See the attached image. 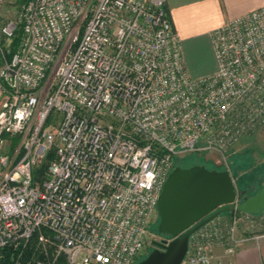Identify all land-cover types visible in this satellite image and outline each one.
I'll list each match as a JSON object with an SVG mask.
<instances>
[{
  "label": "built area",
  "instance_id": "obj_1",
  "mask_svg": "<svg viewBox=\"0 0 264 264\" xmlns=\"http://www.w3.org/2000/svg\"><path fill=\"white\" fill-rule=\"evenodd\" d=\"M211 42L216 69L195 78L165 0H26L0 15V264H137L187 155L215 154L236 186L226 154L264 128V6ZM262 234L264 211L231 212L190 236L181 264H235Z\"/></svg>",
  "mask_w": 264,
  "mask_h": 264
},
{
  "label": "water",
  "instance_id": "obj_2",
  "mask_svg": "<svg viewBox=\"0 0 264 264\" xmlns=\"http://www.w3.org/2000/svg\"><path fill=\"white\" fill-rule=\"evenodd\" d=\"M156 207L158 236L170 240L167 244L153 242L152 251L137 264H181L190 236L212 220L234 211L253 215L264 211V185L245 196L227 171L202 165L176 166L163 185Z\"/></svg>",
  "mask_w": 264,
  "mask_h": 264
},
{
  "label": "crops",
  "instance_id": "obj_3",
  "mask_svg": "<svg viewBox=\"0 0 264 264\" xmlns=\"http://www.w3.org/2000/svg\"><path fill=\"white\" fill-rule=\"evenodd\" d=\"M262 6L264 0H165L171 27L181 41L188 73L195 78L213 73L216 61L211 32L227 20ZM239 235L245 234L239 231ZM221 256L217 251L216 257ZM234 261L235 264H264V234L241 243Z\"/></svg>",
  "mask_w": 264,
  "mask_h": 264
},
{
  "label": "rangeland",
  "instance_id": "obj_4",
  "mask_svg": "<svg viewBox=\"0 0 264 264\" xmlns=\"http://www.w3.org/2000/svg\"><path fill=\"white\" fill-rule=\"evenodd\" d=\"M26 0H0V15L4 19H14L19 9ZM231 174L235 180L238 190L245 191V196L256 193L264 185V128L256 134L241 139L227 154ZM202 165L208 169L221 171L219 160L215 154L187 155L176 163L181 168H189L195 165ZM243 196H240L241 200ZM230 213H223L219 217L225 221L230 218ZM159 218L153 221L149 227V235L146 239L145 251L149 254L154 246L150 243L155 236H158ZM242 233V229H239ZM147 256V255H146ZM144 256L142 259H144ZM141 259V260H142ZM140 261V260H139ZM137 261V263L139 262Z\"/></svg>",
  "mask_w": 264,
  "mask_h": 264
},
{
  "label": "trees",
  "instance_id": "obj_5",
  "mask_svg": "<svg viewBox=\"0 0 264 264\" xmlns=\"http://www.w3.org/2000/svg\"><path fill=\"white\" fill-rule=\"evenodd\" d=\"M165 11H166V9H165ZM166 13H167V11H166ZM167 16H168V13H167ZM168 17H169V16H168ZM197 165H198V164H197ZM209 170H214V169H209ZM240 191H241V190H240ZM230 215H231V213H230ZM162 237H164V238L167 239V240H170L169 237H166V236H162ZM31 252H32V249H28L27 252L25 253L26 256L31 255ZM58 264H63L62 260H60V262H59Z\"/></svg>",
  "mask_w": 264,
  "mask_h": 264
}]
</instances>
